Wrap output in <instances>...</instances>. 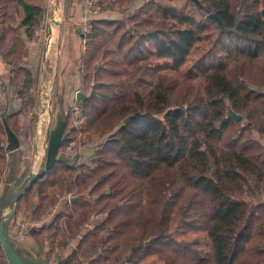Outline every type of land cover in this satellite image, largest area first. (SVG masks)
Returning a JSON list of instances; mask_svg holds the SVG:
<instances>
[{"label": "trees", "instance_id": "16d2710c", "mask_svg": "<svg viewBox=\"0 0 264 264\" xmlns=\"http://www.w3.org/2000/svg\"><path fill=\"white\" fill-rule=\"evenodd\" d=\"M200 1L207 10L145 0L122 19L93 21L82 73L90 92L76 99L87 121L72 127L68 113L66 131L108 137L80 163L44 165L15 202L41 217L56 194L73 196L28 231L39 251L51 235L64 248L81 236L63 264H264V0ZM48 2L0 0V62L16 67L0 81V180L9 134L20 136L15 101L33 102L38 87L28 59L40 58L33 34ZM150 55L166 64L149 66ZM192 214L207 217V255L173 234ZM0 257L12 264L1 243Z\"/></svg>", "mask_w": 264, "mask_h": 264}, {"label": "rangeland", "instance_id": "374dc122", "mask_svg": "<svg viewBox=\"0 0 264 264\" xmlns=\"http://www.w3.org/2000/svg\"><path fill=\"white\" fill-rule=\"evenodd\" d=\"M78 1L81 3V7H82L84 0H78ZM98 1H99L101 8H102V11L103 10H109V0H98ZM60 2H61V5H60L61 15L63 14L61 16V18H64V12H65L64 7H65V5H63V0H60ZM80 3H79V5H80ZM172 3L179 6L181 4L186 3V0H173ZM48 4H49V7H48L49 8V11H48L49 16H48V18H49L50 14L52 13V11L56 7L57 1L56 0H49ZM196 16L199 17V14H197ZM48 18L43 22L44 31L41 34L42 37L47 36L48 30L45 29L44 25H45V22L48 21ZM61 20H59L58 24L61 23ZM54 26H56V25H54ZM49 38L50 37L48 36V39ZM215 40H216V37H213V39L211 40V43H209V44L205 43V42L201 43L200 46H202V47H200L199 48L200 50L196 51L192 55V57L188 60V63L184 67H181L180 69L173 72V73H177L180 70L179 73H177L175 76L180 78L181 75H184L185 72L188 70V68H190L192 66V64L196 60L197 56L199 54H203L206 49H209L212 46L211 44L214 43ZM223 40L226 41L225 38H223ZM42 42H43V45L41 46V48H39L41 51L40 57L41 56L43 57L45 49L48 45L46 39H45V41L42 40ZM56 42H58V43H56ZM56 42H55L56 44L61 43L59 40H57ZM76 42H77V45L79 44L78 45V47H79L78 54L81 56L80 57L81 63L80 64L77 63V67L80 69V70L78 69L77 74L79 73L82 76L83 69H85L84 60L86 58V54L88 52L87 51L88 49L86 46V40H84V38L81 39V38L77 37ZM59 49L60 48L58 47V48L52 50L51 53L49 54V59L47 61V65L49 67L51 65H55L57 67V65H58L57 60L58 59H56L55 56H59L58 55ZM61 50H62V48H61ZM53 52H54V54H53ZM147 52L149 53L150 50H148ZM78 56H76V57H78ZM149 59L151 61L148 64L153 63L152 65H149V66H153L155 64L156 65L157 64H159V65H165L166 64L161 60L153 58V55H150ZM28 61H29V59H28ZM39 63H41V66H42V62H40V61H38V62L36 61L34 65H38ZM143 64L144 63H142L141 66H143ZM11 67H13V69L11 71L7 70V72L3 68L2 79H7L8 75L11 73H12L11 75L14 74L16 67H14V66H11ZM32 67H33V65H32ZM59 70L57 71V73L54 77L53 76L49 77V75H48L45 78V82L43 83V85H38V87L36 88L35 94H34L35 97H34L33 102H31L28 99V97H30L29 95L26 96V98H25L26 104H24V105H23V101L21 99L15 101V105L19 106L21 108V112H20V116H19V124H20V133H19L20 136L18 138L19 144L25 149V156L27 157V159H30L31 164L33 163L34 154H35L33 147L35 144L38 143L37 135L34 134V131H35L34 123H35V121L38 118L39 119L43 118L44 124L50 125V128L53 129L56 126L58 118L61 117L62 115L64 117V115H65L64 114V112H65L64 108H62L63 105L60 104L59 99H58L59 98V95H58L59 90H57V93H56V89H57L56 84H59V81H60ZM34 73H35V69H34ZM150 73H152V70H150ZM49 80H52V82L49 83ZM191 83L195 84V85L199 84V83H195L192 81H191ZM91 84H92V82L90 83V85ZM80 87H81L80 88L81 92L82 91L85 93L90 92V89L89 90L87 89V83L84 80V74H83L82 85H80ZM18 91H19V88H15V92L17 93V95H18ZM49 93L51 95H50V97H47V95ZM74 102H75V100H74ZM81 106H82V104H81ZM13 107H14V104H13ZM82 109H83V106H82ZM68 113L71 114L70 111H68L66 114H68ZM83 115H84V121L79 123V124H75L74 121H72V124H73L72 127H76V128L81 127L82 128L86 124L87 118H86L84 109H83ZM52 116H54V117H52ZM68 124L69 123H68V119H67L66 128H67ZM65 136L67 138H66L65 142L63 143L64 146L69 143V139L75 142V155H76L75 158H78V159H77V161L76 160L71 161L70 164H77V163L81 162V159L83 156H84V158H86L87 156L89 157L90 155H93L95 149L99 146V144H101L105 140L106 137H108V134H106L105 136H103V138H101L98 134H95L92 131H89L88 133L87 132H80L73 138V135H71L69 132L65 131ZM41 154H46V151H44V152L41 151ZM13 165L14 164H12V162H11V165L9 166L10 168L8 167V170H6L7 173L4 171V175H5V173L9 174V176L11 177L10 179H13L14 174H16L17 176H19V174H20L17 172V169L19 171V168H17L16 172H14ZM43 167H44V165L42 164L40 171L43 170ZM37 168H38V165H36L35 169H37ZM59 191L60 190H57V193H59ZM56 196L59 197V194H56ZM60 196H62V195L60 194ZM53 204H54V202L50 203V201H48V205H47V208L45 210V213L48 210V206L53 205ZM21 210L23 213V215H21V216L26 217V218L25 217L22 218L21 221L28 220L29 222H34V220L40 219V216L38 217V216L34 215L35 213H33L32 209L29 210L26 208H22ZM30 211H32V212H30ZM99 218L100 217L97 216L91 220L93 227L97 224V221L99 220ZM206 223H207V217L203 214L187 215L181 221L173 222V234L179 240H185L187 242L194 243V245L202 252V254L207 255L211 252V247H210V243L208 241L207 234H206ZM82 233L85 234L86 232L83 231ZM78 239H79V237H77V239L73 240L66 248H64L58 242L57 238L53 237L51 235L45 239V241H44L45 245H44V248L42 251H39L37 249V247H35L31 244H28L29 242L26 243L27 241L26 242H20L21 246H18L19 249H17V250L15 249V251H16L19 259L25 264H60L61 260L63 258H65L70 253V251H69L70 248L74 247V245L78 241ZM74 248H72V249H74ZM0 259H1V257H0ZM141 264H162V263L158 258H151V259L144 261Z\"/></svg>", "mask_w": 264, "mask_h": 264}, {"label": "crops", "instance_id": "0c3cea01", "mask_svg": "<svg viewBox=\"0 0 264 264\" xmlns=\"http://www.w3.org/2000/svg\"><path fill=\"white\" fill-rule=\"evenodd\" d=\"M56 1H57L56 5L59 6L58 8L60 9L61 2L60 0H56ZM64 1L65 0H63V5H65ZM144 1L145 0H109V10L101 11V13L96 19H114V20L122 19L126 17V15L129 12H131L133 9H136L139 6H141V4ZM79 3L80 2L78 0H72V4L69 7L68 11H65V7H64V11H65L64 18H62L61 23L54 24L56 26L52 25L50 43L48 47H46L43 57L41 56L40 57L41 59L39 58L36 60V55L33 54L35 56V62L36 61L42 62V59H45V62L44 63L42 62V66L39 71L38 85H43V83L45 82V78L48 75L49 77L50 76L54 77L57 71L60 69L59 70L60 81L59 84H56L57 85L56 93L57 90H59L58 99L60 104L63 105L62 108H64L65 116L66 113L70 111L71 105L74 102V100L77 99V92L80 91L81 88L80 85H82V81H83L82 76L79 73L77 74L79 69L77 67V63L79 64L81 63V59H80L81 56L78 54L79 44L77 45L76 38L78 37L83 39V35L81 31H78V27L81 28V24H82V7H81V3L80 5ZM47 5L49 7L48 3ZM57 40H59L61 43L56 44L58 43L56 42ZM58 47L60 48L58 50L59 56H55L56 59H58L57 60L58 65L57 67L55 65H51L49 67L47 65L49 54L51 53L52 50ZM61 48L63 51L61 50ZM3 68L4 66L0 62V72L3 71ZM51 82L52 80H49V83ZM50 93L47 95V97H50L51 95ZM34 129H35L34 134L37 135L38 138V143L35 144L33 147L34 152L36 150H39V152L40 151L47 152L49 136L52 128H50V125L44 124L43 118L41 119L38 118L34 123ZM6 145H8L9 147L8 140ZM11 162L12 164H14L13 165L14 172H16V169L19 168V171L17 169V172L20 173L19 176L14 174L13 179H10L11 177L9 176V174H6L7 173L6 170H8V167L11 165ZM36 165H38L37 169H35ZM40 168H41V164L39 160L38 161L33 160V163L31 164L30 159H27V157L25 156V149L20 144L13 149L8 148L7 165L5 168L6 173L5 175L3 173L4 176L0 180V229L3 231V234L6 236L7 240L9 241V243L11 244L14 250L19 249L18 246H21L20 242H26V241H27L26 243L29 242L28 244H31L37 247L38 249V245L36 244V242L31 239L32 233L29 234V232H25L23 234H20V230H19L20 222L21 219L24 218L25 216H21L23 215L22 210H16V211L14 210L15 203L13 202V199L18 192L23 191L22 187L24 185L26 187L29 186L30 181H28V178L30 174L31 173L38 174L40 172ZM57 200H60L61 204L63 205L67 203V199L65 198L64 195L62 196L59 195ZM97 216L101 218L100 214H98ZM87 227L92 228L93 227L92 223L90 222L89 225H87ZM83 231L86 232V230ZM77 242L75 243L74 247L77 245ZM72 248H70L69 251H71Z\"/></svg>", "mask_w": 264, "mask_h": 264}, {"label": "built area", "instance_id": "2783aa9c", "mask_svg": "<svg viewBox=\"0 0 264 264\" xmlns=\"http://www.w3.org/2000/svg\"><path fill=\"white\" fill-rule=\"evenodd\" d=\"M101 6L99 4L98 0H84L83 5H82V24H81V33L83 35V38H87L92 34L93 31V21L99 16L101 13ZM61 12L58 6L56 5L55 9L52 11L50 14V17L48 18V21L45 22V29L48 30L47 36L43 37V40L47 41V44L49 45L50 43V38L48 39V36H51V28L53 24H57L59 20H61ZM44 31V27L42 26L41 28H38L34 31L33 34V39L41 36L42 32ZM47 45V47H48ZM4 70L7 72V70H12L13 67H11L10 64L4 63ZM3 73L0 72V81L2 79ZM70 112L72 115V121H74L75 124H79L84 121V115H83V109L81 106V103H79L77 100L72 103ZM66 136L63 140V143L66 140ZM60 155L67 158L68 162H71L73 160H76L78 158H75V142L69 139V143L66 144L65 146L62 144ZM34 160H39L41 166L42 164L45 165V160H46V154H41V151L39 150L35 151L34 154ZM41 172V171H40ZM39 172V173H40ZM65 198L67 199L68 202H70L73 199V196L71 194H66L64 195ZM61 202L58 200L55 202L53 205L48 206V210L43 216L40 217V219L34 220V222H29L28 220H23L20 222V234H23L25 232H28L30 229L34 228H39L46 223H48L50 220L54 218L56 213L60 210L61 208ZM90 227H87L89 229ZM84 234V233H83Z\"/></svg>", "mask_w": 264, "mask_h": 264}, {"label": "water", "instance_id": "95a60500", "mask_svg": "<svg viewBox=\"0 0 264 264\" xmlns=\"http://www.w3.org/2000/svg\"><path fill=\"white\" fill-rule=\"evenodd\" d=\"M190 1L193 2L198 8L207 10V8L201 3L200 0H190ZM209 16L217 20H220L216 14H210ZM80 29L81 28L78 27V31H80ZM33 53L35 54V52ZM42 62L44 63L45 59H42ZM28 63L33 65V68L35 69V80H36V83L38 84L39 71L41 68V64L34 65L35 64L34 55L30 56ZM82 98H84V94L80 91L77 92V99L81 100ZM12 107H13V103L10 104V109ZM230 115L232 117H235L236 119L241 118V116L236 115L233 112H231ZM66 125H67V116L64 115L63 117L62 115L61 117L58 118L55 128H53L52 131L50 132L49 143H48V148L46 152L45 170H49L50 168L54 166L57 160H61L64 158L63 156H60V151H61V147L63 144V140L65 138ZM18 145H19L18 138L9 134V147L8 148L13 149L17 147ZM39 175L40 173L38 174L31 173L28 178V181H30L29 185L32 183V181L37 179ZM27 187L24 185L22 187L23 188L22 190L24 191ZM23 191H20L16 194V196L13 199L14 203L17 201V199L20 197ZM0 243L2 244V247L4 249V252L7 258L11 261L12 264H25L19 259L16 251L13 249V247L11 246V244L9 243V241L7 240L6 236L3 234V231L1 229H0ZM63 263L64 261L61 262V264Z\"/></svg>", "mask_w": 264, "mask_h": 264}]
</instances>
